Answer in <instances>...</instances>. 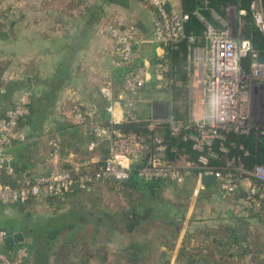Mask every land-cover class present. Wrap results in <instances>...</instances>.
<instances>
[{
	"label": "built area",
	"instance_id": "2783aa9c",
	"mask_svg": "<svg viewBox=\"0 0 264 264\" xmlns=\"http://www.w3.org/2000/svg\"><path fill=\"white\" fill-rule=\"evenodd\" d=\"M140 1L155 13L154 29L149 38L133 25L126 29L108 27L114 67L125 72L118 94L111 80L100 87L109 113L108 122L97 123L93 113H84L76 105L70 109L73 126L85 130L91 138L87 146L90 156L75 159L71 150L65 147L63 131L55 130L47 134V159L62 161L64 166L45 173L28 172L18 176L13 167L15 150L29 140L27 131L19 127V121L30 114L33 91H21L12 106L3 114L0 112V204L10 206L49 199L64 201L66 194L85 192L110 181L120 183L130 174L146 181L163 180L167 184L181 185L194 168L203 166L202 173L197 174L198 192L206 189L201 184L203 176H214L220 194L225 197L243 194L242 187L246 183L243 207L264 215V165L247 169L241 159H232L225 166L216 167L209 164L208 156L201 157L198 164L191 163L177 148L169 149L162 134L168 129L174 137L191 140L195 150L208 151V155L216 157L212 146L216 140L224 139V133L247 135L257 129L250 122V100L251 91H258L264 83V63L260 61L264 56L254 50L249 40L237 34L234 27L214 14L217 26L205 22L206 29L201 36H187L185 26L189 14L166 10L171 0ZM4 2L0 0V10ZM250 9L254 24L264 35L262 0L253 2ZM233 12L239 21L247 14L245 10L237 13L235 8H230L227 18H231ZM183 40L199 44L190 47L189 59L193 66L185 85L172 75L167 54V48L176 47ZM149 43L162 47L165 52L153 67L141 59L142 47ZM246 59L250 60L248 68L244 66ZM152 81H156L154 93L167 92L166 100L156 98L154 93V98L144 95L143 90ZM175 88H188L192 113L187 121L176 119L172 111L167 119L153 118L151 113L148 116L142 114L141 106H151L155 101L168 102L172 110L173 105L179 104L173 98ZM5 93V84H0V94ZM122 124H138L146 131L144 134L125 133L120 128ZM103 144L106 153L102 150ZM222 151L228 152L225 148ZM170 152L175 155L172 159ZM3 172L14 182H3ZM10 235L0 228V264H25L29 257L26 247L19 245L12 252L5 249L4 242Z\"/></svg>",
	"mask_w": 264,
	"mask_h": 264
},
{
	"label": "crops",
	"instance_id": "0c3cea01",
	"mask_svg": "<svg viewBox=\"0 0 264 264\" xmlns=\"http://www.w3.org/2000/svg\"><path fill=\"white\" fill-rule=\"evenodd\" d=\"M169 11L182 12L181 0H171ZM154 20V10L140 0H5L0 10L2 75L6 81H20L26 89H31L41 113L39 123L26 128L34 137L15 150V167H26L18 176L28 172L45 173L64 166L62 161L47 159V134L55 130L63 131L75 159L90 156L87 146L91 138L85 130L73 126L70 109L76 105L84 113H93L100 124L109 120L100 87L111 80L118 94L122 77L121 70L114 67L108 27L126 29L133 25L137 28L140 24L142 30H139L149 38ZM164 54L162 47L149 43L142 47L141 59L153 67ZM20 92L15 93L14 98ZM9 107L0 105L1 111ZM101 147L105 152L104 144ZM197 182L195 179V186H191H194V202L199 195ZM247 186L243 185V194L231 198L219 193L217 182L206 187L204 192L211 200L227 198L229 203L217 210L206 206L210 218L199 219L203 224L193 229L195 237L190 235L189 240L193 239L189 242L187 230L178 229L177 241L172 245L174 251L169 246H157L163 256L166 253L168 260L172 255L171 263L264 264V215L243 207ZM194 209L192 205L188 215ZM0 213L6 218L0 228L11 234L22 232L25 236L22 246L29 252L25 264H63V259L69 264H89L99 258V252L88 250L93 232L99 226L91 222L90 215L105 214L98 208L80 209L65 204L58 207L36 201L29 207L0 204ZM81 213L88 216L82 218L84 223L74 222ZM59 217L67 221L61 222ZM97 241H100L99 236ZM145 244L151 250L148 255L157 253L155 245ZM127 246L122 244L116 253L124 254L121 250ZM183 252L186 257L181 255ZM93 253L97 257H91Z\"/></svg>",
	"mask_w": 264,
	"mask_h": 264
},
{
	"label": "trees",
	"instance_id": "16d2710c",
	"mask_svg": "<svg viewBox=\"0 0 264 264\" xmlns=\"http://www.w3.org/2000/svg\"><path fill=\"white\" fill-rule=\"evenodd\" d=\"M256 0H181L183 12L189 14V20L186 23V35L199 37L203 34L206 29V23L217 26V20L214 18L213 14L225 19L227 17L228 10L230 8H235L238 11L245 10L247 14L240 18L242 24L237 25L238 32L242 38L247 39L251 42L255 51H257L261 56H264V35L261 33L258 27L254 24L251 12V5ZM262 6L264 9V0H262ZM197 13L201 16V18L197 15ZM206 22V23H205ZM199 45L191 44L187 40H183L177 44L176 47L167 48V54L169 57V62L172 70V75L179 78L183 84L185 85L188 80V70L186 66L188 64V59L190 56V47ZM245 68L250 66V60L246 59L244 61ZM124 70H121V77L124 76ZM3 74V68L0 66V84H5L6 93L0 94V105L6 104L12 106L13 98L15 93L23 90H27L25 85L20 81H7ZM156 85V81H152V83L147 86L143 90L144 95L147 98H154V88ZM187 92L184 90L176 89L173 93V98L176 101H182L185 99ZM172 115L182 121H187L188 116L186 114H182L180 107L175 105L172 107ZM0 112L3 114L5 110ZM151 113V106L147 105L146 110H143L142 114L144 116H148ZM40 110H39V102L38 100H33V104L30 108V114L25 118L19 121V127L21 129H25L28 127H35L40 121ZM123 132H138L144 134L146 130L142 129L138 124H122L120 126ZM166 141L168 142L169 149L177 148L178 152L182 155L186 156L187 159L191 163L198 164L200 163V158L204 156L209 157V164L211 166L223 167L227 164L229 160L232 159H241L245 168L250 169L255 165L262 164L264 165V136L257 134L254 131H251L247 135H239L234 132L224 133V139L216 140L212 146V153L216 156L208 155V151L200 152L193 148V142L191 140L183 141L181 137L172 136L171 132L166 129L162 132ZM65 147L70 150L69 145L66 143L64 139ZM222 148L228 150L227 153L222 151ZM174 153H169V157L174 158ZM16 165V162H15ZM23 169L26 170L24 166ZM22 168H16L14 166L15 174L20 175V172L23 170ZM195 174V173H194ZM2 180L5 183L14 182L10 176H7L5 172L2 174ZM115 186L121 191L135 192L138 197L136 200L131 199L129 203L128 211H123L116 215H108V214H95L90 215L91 222L93 224H97L98 228L93 232V239L90 242L91 249L95 250V252H99L97 246L102 242L100 235L107 231L108 234H114L117 232L115 229L119 225L126 228L127 232L134 234L139 233L143 235H147V231L142 227L145 223H150L152 221H161L164 227L168 226L172 228V236L174 239L177 237V230L180 229L181 222H179L180 210L176 211L173 204L163 200L161 191L162 187L167 186L168 184L163 180H152L146 181L138 178L137 176H133V178L128 182H113ZM81 192L75 191L74 193L66 194V199L64 201H59L56 199H49L47 203L51 206L64 205L69 201V198L74 196H80ZM132 197V195L130 194ZM188 198V196H187ZM36 201H29L25 204H13L10 206L16 207H29L32 203ZM79 204L77 202L73 207H77ZM9 206V205H5ZM72 206V205H71ZM80 209L86 207L83 205L78 206ZM79 219H73L74 222L81 224L84 223L82 218H87L88 216L81 213L78 215ZM66 218H68L66 216ZM74 218V217H73ZM61 222L67 221L64 217H59ZM162 226V227H163ZM115 227V228H112ZM102 228H105L102 230ZM163 228L162 230H164ZM163 232V231H161ZM60 233V232H59ZM97 236H99V242L97 241ZM88 244V243H87ZM148 244V243H147ZM76 245V244H75ZM66 246V245H65ZM172 248V245L169 246ZM90 249V248H89ZM88 249V250H89ZM150 248L146 247L144 242L133 241L127 247L121 250L122 253H130L134 257H138V259L144 258L147 253H149ZM10 252V251H7ZM12 252V251H11ZM91 252V251H90ZM95 255V256H94ZM183 257H186V253H181ZM91 257H97V254L90 255ZM166 257V253L164 255ZM185 264H193V262H186Z\"/></svg>",
	"mask_w": 264,
	"mask_h": 264
},
{
	"label": "rangeland",
	"instance_id": "374dc122",
	"mask_svg": "<svg viewBox=\"0 0 264 264\" xmlns=\"http://www.w3.org/2000/svg\"><path fill=\"white\" fill-rule=\"evenodd\" d=\"M224 20L227 24L234 27L237 34L240 35V32H238L237 25H241L242 22L241 20L239 21L235 12H233L231 18H225ZM192 66H193L192 61L188 59V64L186 66V69L189 71L192 68ZM188 80H189V72H188ZM253 84L255 85L256 83L254 82ZM255 86H257V84ZM179 90L188 91V88L179 89ZM166 93H167L166 91H160L157 93L155 92L154 95L156 98H159L161 100H166L167 99ZM250 101L252 102L250 122L257 127V129L255 128L252 129L251 131L254 132L258 131V134L264 136V134H262L264 132V83L260 84V88L258 91L255 90L253 92L251 91ZM177 106L180 107V110L183 115L186 114L188 117H190L192 113L191 111L192 104L188 99V95L185 96L184 100L179 101V104ZM173 107H175V105H173ZM146 108L147 105L141 106V110H146ZM204 168L205 167L203 166L194 168V170H192L190 174L186 176L185 180L181 185L173 182L171 184L169 183L167 186H164L162 187V189H160L163 200L172 203L176 211L180 210V217H181V219H179V222H181L180 229L182 231L187 230L186 238L188 240L190 235L195 237L196 235V231H194L195 227L200 226V224L201 225L203 224V221H199V219L201 218L203 220H206L210 218V212L206 211L207 210L206 206L208 207L210 206V208L212 207V209L214 208V210H217V207L226 206L227 203H229V199H227L228 197L226 199L224 198V200H216V199L211 200L209 198V195H207L208 193L204 192V190L199 192L196 201L195 202L193 201L194 200L193 189L195 186V179L198 180V175L202 173ZM192 185L194 186L191 188ZM130 194L132 195V197L130 196ZM137 197L138 195L135 192H130L129 190L121 191L115 186L113 182L110 181L105 184H98L92 187L91 189H89L88 191L82 192L79 197L74 196L69 198V201L65 205H67L68 207L69 206L73 207V205H76L78 202L79 205L98 208L100 211L104 212L105 214L116 215L118 213L125 211L124 209H129L130 208L129 203L131 199L136 200ZM192 205H194L195 208L194 212L188 215L189 208ZM201 210L203 211L201 212ZM222 211H225V209H223ZM253 212H257V211L253 210ZM5 220L6 218L5 216H3V213H0V225ZM162 226H163L162 220L145 223L142 227L148 232L147 235L139 234L137 232L131 234L127 232L126 228L122 227L121 225H119L116 228L112 227L117 230V232L114 234H108L107 231H104L100 235L102 242L97 246V248L99 249V258H97L96 261L92 260L89 264H184V262L182 263V261L181 262L176 261L174 263L169 262L172 255L168 256L169 259L167 260V256L164 257L163 252H160V247L159 248L157 247L158 245L162 244L161 247L165 246L168 248V246L174 244L173 242L177 241L174 239V236H172L174 235L172 234V228L168 226L166 227L164 226L162 227ZM163 228L165 229L162 230ZM199 228L200 227H198L197 229L198 231ZM191 240H189V242ZM133 241L152 243L153 246L155 245L159 251L156 249V247H154V250H157V253L154 254L151 253L152 255H146L142 259L141 258L138 259V257H134L132 255V252L124 253V254L116 253V250H118V248L122 244L125 243L129 245ZM172 249L174 251V248ZM89 250H92L91 246ZM190 252L191 251H189V253ZM62 261H64L63 264H69L68 262H65V259H63Z\"/></svg>",
	"mask_w": 264,
	"mask_h": 264
},
{
	"label": "water",
	"instance_id": "95a60500",
	"mask_svg": "<svg viewBox=\"0 0 264 264\" xmlns=\"http://www.w3.org/2000/svg\"><path fill=\"white\" fill-rule=\"evenodd\" d=\"M166 10H169V5H167ZM138 29L142 30V27L140 24L137 26ZM262 63H264V58L260 60ZM170 104L165 101H155L151 105V114L153 118L156 119H167L170 115ZM34 137L33 134H28V138ZM15 165L13 164V167ZM133 178V174H130L128 178L124 179V182H128ZM217 182L216 178L214 176H203L201 178V184L205 187H209ZM25 243V236L22 232L13 233L10 236L7 237V239L4 242V247L7 251H13L17 246L22 245Z\"/></svg>",
	"mask_w": 264,
	"mask_h": 264
}]
</instances>
